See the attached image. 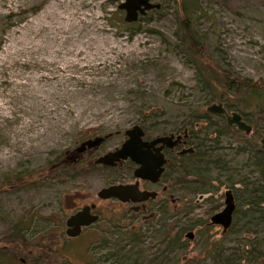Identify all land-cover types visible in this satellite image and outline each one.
I'll list each match as a JSON object with an SVG mask.
<instances>
[{"label":"rangeland","instance_id":"obj_1","mask_svg":"<svg viewBox=\"0 0 264 264\" xmlns=\"http://www.w3.org/2000/svg\"><path fill=\"white\" fill-rule=\"evenodd\" d=\"M121 1L0 0V248L8 255L0 264H109L98 261L104 254L101 245L123 243L133 233L149 236L140 251L141 262L147 264L175 221L169 214L179 215L191 206L197 223L180 232L162 253L161 263L223 264L229 258L232 264L233 257L242 255L239 264H264V256L252 255L264 253V213L246 212L251 198L247 186L258 175L250 152L261 147L264 134L257 144L255 135L234 126L254 148L245 141L239 152L242 143L224 133L218 147L208 149L216 168L198 170L185 162L179 211L167 203L163 213L137 212L114 200H100L101 220L77 237L65 235L63 222L72 210L97 201V191L114 180L113 170L93 160L119 146L126 129L142 123L150 136L171 132L189 126L197 109L217 103L208 99L219 91L202 82L208 77L214 83L212 61L239 76L264 79V0H185L203 44L198 63L176 36L179 0H152L160 3V10H148L135 21L137 30L124 25V11L117 8ZM230 108L242 115L252 112L255 123L248 124L264 133V113L259 115L253 106ZM98 136L106 138L90 156H80L83 165L68 168L69 152ZM208 137L216 138L214 133ZM60 154L62 167L51 171ZM50 172L53 177L48 178ZM232 184L239 188L237 212L224 231L210 217L222 209L223 194ZM215 202L217 209L209 211ZM27 215V231L38 237L35 246L7 242ZM48 217L61 225L49 228ZM116 230L119 235L113 237ZM189 233L193 239L186 238ZM258 242L247 257L245 252Z\"/></svg>","mask_w":264,"mask_h":264},{"label":"trees","instance_id":"obj_2","mask_svg":"<svg viewBox=\"0 0 264 264\" xmlns=\"http://www.w3.org/2000/svg\"><path fill=\"white\" fill-rule=\"evenodd\" d=\"M159 10L160 8L153 9L152 11L159 12ZM176 14H177L176 36L179 41V44L183 48L184 52L188 54L189 57H191V61H193V63L194 62L198 63L199 60H202L203 58L202 55L203 44L201 40H199V36H197V33L192 25V9L187 5L185 0H179L178 10ZM144 17L145 16H140L138 20L143 19ZM136 24H137L136 22L127 23L124 21V25L129 27L131 30L132 29L137 30L138 27L135 28ZM138 25L139 24H137V26ZM134 31H130V33H133ZM209 59L210 58L205 57L204 60L209 61ZM212 62L215 64L214 67H212L213 70H211L213 71L214 74V83H212L208 77L202 79L203 80L202 82L204 83V85L209 86V88L213 90H218L219 93L215 92L213 96H211L208 100L216 101L217 103L221 102L226 107V109H231L230 107L233 106L234 107L233 110H237L240 107L246 108L247 106H253L256 113H258L259 115L263 114L264 113V79L263 78L252 79L249 77H242L233 72H230L228 69L224 68L223 66L221 67L214 61ZM233 100L235 102L232 104L231 101ZM251 113L252 112H249L243 115V118L244 120H246L247 123L248 122L255 123V117L251 118V115L253 114ZM197 123H202L203 126L200 125L198 126V128L194 129ZM182 128L189 129V132L191 133V137L194 142L193 144L196 148L194 154L185 157L184 163L186 162L187 164L198 165L196 166V169H198L199 166H201L202 168L204 167L205 169L206 168L208 169L209 166L211 169L216 168L215 165L217 160L211 159V155L213 153L211 154V152L208 149L217 148L218 147L217 140L224 133L231 135L234 139H236V141H238L239 144L242 143L241 146L238 145L239 152L244 150L243 146L245 145L243 144H246L244 143L245 141H247L250 147L252 148H254L253 145H255V143L252 144L251 141H249L250 138L248 140L247 138H244L243 133L236 130L234 131L233 127L228 126L223 116L210 114L203 109H197V111L193 113L192 120L190 121L189 126L183 125L179 127V129ZM212 133L215 134L216 136L215 139H211L208 137V135ZM251 134L253 136L255 135L254 137L255 139L253 141H256V143L258 144V137H260L264 133L262 132L261 128H259L258 126L251 132ZM255 146H256L255 149H251L252 151L250 152L251 153L250 155L254 159V167L258 175L256 177L257 180L252 182L250 186H247L250 187L248 189H249V196L251 198L246 203L248 207V210L246 212L252 214L259 211H262V213H264V149L261 148L260 146L259 147H257V145ZM60 157H62L61 154L56 156L55 158L57 160L55 162L56 163L58 162L57 164L61 162V160H59ZM186 163L184 165V169L187 167ZM62 164H60L58 167H62ZM67 167L69 168L70 166ZM70 168L74 169L73 167ZM232 186L234 187L233 189L230 188L228 189L231 190L234 201H236L237 198L239 200V197L237 196L239 188H236L234 184H232ZM217 207H218V203L216 202L212 203L211 209L209 211H215ZM193 210H194V206H191V207H187L179 215L175 214V212H171L169 214L170 219L175 218V221L173 222L172 225L167 226V228L164 230L159 242L161 249L159 248L154 252V256L147 262V264H163L161 263V258L163 257L162 253H164L165 251L167 252L168 246L172 245L173 242H176V238H179L180 232L193 228L194 225L197 223L198 220L195 219L192 220ZM236 212L237 210L235 206L233 215H235ZM246 212H244V215ZM207 214H210V212H207ZM262 216H263L262 218L264 219L263 214ZM180 220L184 221V223H182V226H179L180 224L177 223ZM27 221L28 220L26 216H24L23 219L19 220L17 224L13 227L11 232L9 233L6 241L13 243L19 242V244L24 245V247H27L29 245L35 246L38 237L32 235L27 231L28 226L25 225ZM231 225L229 226V228L231 227ZM118 233L119 232H117L116 230L112 234V236L114 237L116 234L119 235ZM128 236L129 238L125 239L124 240L125 242L123 243H119L116 241L113 242L106 241L103 245H101L102 247L101 250H104L103 259L109 262V264H145L140 260V256L142 254L140 251L144 247L143 240L149 238V236H147L144 233H133V234H129ZM41 238L42 240L45 239L44 237ZM259 244L260 242L256 243L252 249L250 248L248 251L245 252V253L248 252L249 254L247 257H249L254 252V250H256V246H258ZM218 251L221 252L220 249ZM159 252L161 253L160 256L158 255ZM252 255L256 257L254 259H257V257L264 256V253L259 251L257 254L255 253ZM7 256L8 255L5 253V251H3V249L0 248V263L3 260H5L4 258H6ZM241 258H243L242 255H239L238 257L236 256L233 257V260L235 262H233L232 264H239L237 262ZM228 261L229 258H227L226 262H223V264H229ZM216 264H222V263L219 262Z\"/></svg>","mask_w":264,"mask_h":264},{"label":"water","instance_id":"obj_3","mask_svg":"<svg viewBox=\"0 0 264 264\" xmlns=\"http://www.w3.org/2000/svg\"><path fill=\"white\" fill-rule=\"evenodd\" d=\"M117 8L124 11V21L131 23L137 21L140 16H144L148 10L159 9L160 3L153 2L152 0H123L118 4ZM205 110L212 114L224 115L228 126H235L237 130L245 133L246 135H249L252 131V126L242 119V116L238 111L228 112L221 102L211 103ZM125 134L127 137L122 142L120 147L97 157L94 160V163L114 165L120 160L131 158L140 164L139 169H137L135 173L136 175L156 180L162 171L161 164L164 162L162 156H160L159 160L153 162V160L148 157L149 152L141 149L142 146L147 143L141 140L143 130L139 124H134L132 127L126 129ZM171 137L172 136L159 137L151 141L150 144L162 142L171 146L172 144L169 142ZM179 138L180 136H177L176 140ZM103 139L104 137L101 136L93 139H87L76 148V151L81 152L85 149L98 146ZM260 143L262 148H264V137L261 138ZM192 150V148H188L185 152H192ZM154 194V192L138 190L137 184L119 183L100 188L97 192V197L102 200L114 198L125 202L129 199L132 201H142L147 199L149 196H154ZM91 206L94 207V204ZM234 209L235 203L233 194L231 190H227L224 193V206L220 211L211 215V222L222 226L224 231H226V229H228L231 225ZM89 210L90 206H84L66 220L67 228L65 230V234L67 236L74 237L78 235L82 226H87L96 219V216H92ZM187 235L191 237L190 233Z\"/></svg>","mask_w":264,"mask_h":264},{"label":"flooded vegetation","instance_id":"obj_4","mask_svg":"<svg viewBox=\"0 0 264 264\" xmlns=\"http://www.w3.org/2000/svg\"><path fill=\"white\" fill-rule=\"evenodd\" d=\"M228 112H231V111H228ZM210 114H212V113H210ZM214 115H216V114H214ZM217 115H219V114H217ZM220 116H223L224 120L226 122L225 116L222 114ZM241 116H242V119L244 120L242 114H241ZM244 121H246V120H244ZM139 125L143 130V135L141 137V140L143 142L147 143L146 145L142 146L141 149L143 151L149 152L148 157L150 159H152L153 162L156 160H159L160 156H162V158L164 159V162L161 164L162 171L160 172V174L156 180H152L151 178H144V177H140V176L136 175L135 173H136L137 169H139L140 164L137 163L135 160H132L131 158L120 160V161L116 162L114 165H103V164L94 163V160L97 157L103 155L104 153H106L108 151H112V150L121 146L122 142L127 137L125 134V131H124L125 138L119 144V146H116L112 150H108V151L98 155L93 160V164L100 166V167H103L105 169H111L114 171V178H113L114 180H112V182H110L108 185L119 184V183H121V184H137L138 190L150 191V192H154L155 194H154V196H149L147 199L142 200V201H132L131 199H129L128 201L122 202L121 200L114 199V198L105 199V200H114V201L120 202L123 205H128L133 211L135 210L137 212H153V211L164 212V211H167L168 204L172 206L173 211H179L180 210L179 207L181 208V206L183 205V199L180 197V195H178V191L182 190L183 186H184L185 180H184V177L182 174H183L184 165H185V163H184L185 157L188 155L194 154L196 151L194 144L191 143V141L193 140L191 137V133L189 132L188 128H182V129L178 128L176 130H171V132L168 131V132H164L161 134H155L153 136H150L147 133L148 127H146L144 124H139ZM164 136H172L169 139V142L172 144L171 146H168L167 144L162 143V142L150 144V142L153 141L154 139L159 138V137H164ZM177 136H180V138L178 140H176ZM263 137H264V135H262L261 138H263ZM105 138H106V136L104 137V139ZM104 139H103V141H104ZM100 144L98 146H100ZM98 146H95V147H92L89 149H85L81 152L76 151V148L78 147L77 146L71 152H69V154L66 157V162L67 163L69 162L68 166L75 167L78 164H80L82 166L83 165L82 162L84 160L81 159L80 156L86 154L87 152H90L91 149H96ZM188 148H192L193 149L192 152H187V151L185 152V150ZM261 148H262V145H261ZM91 154H92L91 152L88 153L89 156ZM60 164H62V162H60L58 165L55 161L51 162L50 170L51 169L54 170ZM82 169H84V168H82ZM176 170H177V173H176ZM52 173L50 172V175L48 176V178L53 177ZM108 185H106V186H108ZM227 190H229V189H227ZM175 191H177L176 196L174 194ZM96 196H97V193H96ZM223 196H224V194H223ZM100 200H102V199L98 198L97 201L86 202V203L82 204L81 206H78L75 209H73L72 212L65 218V221L63 222V224H65V230L67 228L66 227L67 226L66 220L71 215L78 212L84 206H90L89 212L92 216H96V219L92 223H90L89 225L82 226L79 234L74 236V237L79 236L84 231V229L98 223L102 218V216H101L102 212L100 210V205H101ZM92 204H94V207L91 206ZM222 205L224 206V200H223ZM235 206H236V203H235ZM218 211H220V210H218ZM26 218L29 219L28 215L26 216ZM48 221L51 223L49 228H53V227H56L58 225L55 218L48 217ZM59 225H61V224H59ZM67 237H69V236H67ZM74 237H69V238H74ZM186 238L193 239V236H191V237L187 236ZM98 261H100L101 263L106 262L103 259V257L99 258Z\"/></svg>","mask_w":264,"mask_h":264},{"label":"bare ground","instance_id":"obj_5","mask_svg":"<svg viewBox=\"0 0 264 264\" xmlns=\"http://www.w3.org/2000/svg\"><path fill=\"white\" fill-rule=\"evenodd\" d=\"M67 20V19H66ZM75 20V19H74ZM67 22V21H66ZM62 24V23H61ZM73 25V24H72ZM44 26V25H43ZM41 29V28H40ZM234 203H235V201H234ZM232 219H233V216H232ZM232 223V222H231ZM229 228V227H228ZM227 230V229H226Z\"/></svg>","mask_w":264,"mask_h":264}]
</instances>
